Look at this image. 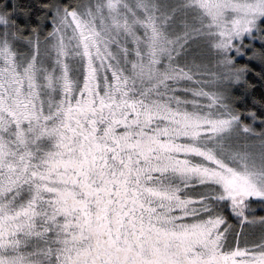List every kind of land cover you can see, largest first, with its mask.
<instances>
[{
	"label": "snow or ice",
	"instance_id": "snow-or-ice-1",
	"mask_svg": "<svg viewBox=\"0 0 264 264\" xmlns=\"http://www.w3.org/2000/svg\"><path fill=\"white\" fill-rule=\"evenodd\" d=\"M0 264H264V0H0Z\"/></svg>",
	"mask_w": 264,
	"mask_h": 264
}]
</instances>
